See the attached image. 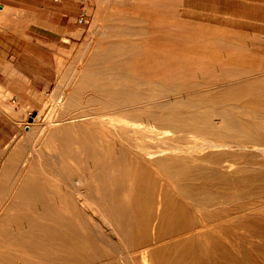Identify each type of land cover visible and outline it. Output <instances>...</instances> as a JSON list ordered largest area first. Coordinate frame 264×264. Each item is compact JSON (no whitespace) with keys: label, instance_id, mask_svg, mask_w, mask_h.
Wrapping results in <instances>:
<instances>
[{"label":"rangeland","instance_id":"1","mask_svg":"<svg viewBox=\"0 0 264 264\" xmlns=\"http://www.w3.org/2000/svg\"><path fill=\"white\" fill-rule=\"evenodd\" d=\"M82 11L88 14L86 25L78 24ZM152 53L157 57L151 58ZM231 54L236 55L232 62L228 57ZM10 55L39 89L38 104L29 115L30 118L36 114V118L32 124L25 122L20 136L0 156V252L16 255V248L5 239L1 229L10 217L14 197L20 190L41 185L44 190L56 191L62 197L78 179L86 185H97L88 175L92 170L86 172L88 165L78 143L80 131L95 129L86 115L96 113V100L102 89L96 83L98 74L88 70L90 65L105 64L110 71L109 80L114 78L112 72L121 63L125 66L120 70L124 71L122 78L128 82L135 70L140 82L161 79L168 88H193L192 91H169L159 99L154 98L153 107L155 103L173 100L184 104L205 102L206 97L230 86L264 75L261 71L264 67V0H0V59ZM102 55L108 58L102 59ZM132 64L135 67L130 69ZM158 64H162L160 74ZM253 70L258 71L257 76H253ZM87 80L97 86L85 88ZM72 101L77 105L70 109ZM258 103L261 101L250 96L219 106L205 105L194 111L219 112L232 108L243 122L257 120L264 126V111L257 109ZM179 110L185 109L173 107L164 113ZM83 114L86 117L73 123L72 118ZM109 114L115 120L127 119L112 111ZM214 122L222 125L218 117ZM150 125L156 130L149 134L152 139H145L151 141V145L146 142L147 148L153 152L166 150L170 154L157 153L146 160V165L152 176L172 194L176 186L167 181L156 165L158 160L225 154L218 161L210 158V164L196 165L216 169L226 177L210 182V196L231 195L235 200L231 208L242 203L264 204V142H254L256 146L252 143L237 146L227 140L226 151L214 152L207 145L219 144V138L184 136L155 123ZM120 128L119 123L109 126L113 134H118ZM254 147L262 152L254 151ZM71 149L74 155L68 154ZM226 163L233 168L222 167ZM242 180L244 183L239 182ZM186 202L193 203L190 199ZM189 210L198 222V214L191 207ZM218 214L220 216L210 215L211 220L223 216L221 211ZM254 216L243 220L239 229L234 222L219 225L220 231L216 234L220 249L216 250L211 242H196L181 264H264V208ZM99 244L105 251L122 252V244L118 245L117 241L108 245L100 239ZM141 259L139 254H133L124 264H145ZM148 264H152L151 261Z\"/></svg>","mask_w":264,"mask_h":264},{"label":"bare ground","instance_id":"2","mask_svg":"<svg viewBox=\"0 0 264 264\" xmlns=\"http://www.w3.org/2000/svg\"><path fill=\"white\" fill-rule=\"evenodd\" d=\"M106 56L102 55L101 58ZM149 56L157 57L154 53ZM228 57L232 62L236 55L231 54ZM161 65L158 64V74L162 72ZM123 67L125 66L121 63L117 64L112 72V80L107 78L110 71L105 64L93 63L88 68L91 73L98 74L96 83L102 89L96 100V113L86 115L90 117V123L95 129L80 131L78 143L88 165L86 172L92 170L88 175L97 185H86L85 181L76 179L75 186L62 197L56 191L44 190L41 185L20 190L14 197L10 217L2 224L1 229L5 239L14 245L18 254L0 252V264H124L133 254H139L145 264L150 261L152 264H181L196 242H211L215 244L216 250L220 249L216 234L220 229L219 225L234 222L235 228L239 229L243 220L250 215L256 216L263 210L264 204L257 203L251 206L242 203L236 208H231L235 202L231 195L218 198L210 196V182L226 177L216 169L196 165L210 164V158L218 161L225 154L205 158L158 160L156 165L161 168L167 181L176 186L172 194L152 176L146 165V160L154 158L155 154L168 155L170 152L150 151L146 142L151 141L145 139H152L149 134L155 132L156 128L150 124L155 123L160 128L170 129L184 136L197 134L219 138V144L211 142L207 145V148L214 152L226 151L229 144L227 140L237 146H244L246 143L256 146L254 142H264V126L258 124L257 120L243 122L232 108L219 112L194 111L205 105L219 106L223 102L250 96H255L261 101L257 104V109L264 111V75L249 79L243 84L230 86L206 97L205 102L188 101V104H184L173 100L155 103L153 107L151 102L154 98L159 99L169 91H192L193 88H168L161 79L140 82L135 70L128 82L122 78L123 70H120ZM134 67L132 64L130 69ZM261 71L264 73V67ZM252 73L257 76L258 71L253 70ZM96 83L94 84L97 86ZM94 84L87 80L85 88ZM76 105L77 103L72 101L69 108ZM150 106L156 110L153 111ZM173 107L185 110L164 113V110ZM110 111L127 119L115 120L109 114ZM86 116L83 114L71 120L75 123L76 119ZM215 117L220 118L221 126L215 124ZM116 123L121 125L120 132L113 134L109 126ZM64 131L67 133V130ZM162 134L166 135L163 131ZM253 150L262 152L257 147ZM68 154L74 155L72 149ZM222 167L232 169L233 165L226 163ZM84 179L88 180L86 176ZM239 182L244 183V180ZM186 199L193 203H187ZM188 207L198 214V222L192 217L193 213ZM220 211L223 216L211 220L210 215L220 216ZM13 228L15 230L11 231ZM100 239L108 245H114L117 241L118 245L122 244V252L117 253L113 249L105 251L99 244Z\"/></svg>","mask_w":264,"mask_h":264},{"label":"crops","instance_id":"3","mask_svg":"<svg viewBox=\"0 0 264 264\" xmlns=\"http://www.w3.org/2000/svg\"><path fill=\"white\" fill-rule=\"evenodd\" d=\"M13 98L18 100L16 106L11 104ZM38 99L39 89L23 74L16 58L0 59V156L20 136L25 122L29 123Z\"/></svg>","mask_w":264,"mask_h":264},{"label":"built area","instance_id":"4","mask_svg":"<svg viewBox=\"0 0 264 264\" xmlns=\"http://www.w3.org/2000/svg\"><path fill=\"white\" fill-rule=\"evenodd\" d=\"M87 20H88V14H87V12L82 11L81 14H80V17L78 19V24L79 25H86L88 23ZM17 103H18L17 98H13L11 100V104L12 105H17Z\"/></svg>","mask_w":264,"mask_h":264},{"label":"water","instance_id":"5","mask_svg":"<svg viewBox=\"0 0 264 264\" xmlns=\"http://www.w3.org/2000/svg\"><path fill=\"white\" fill-rule=\"evenodd\" d=\"M35 118H36V114H33L32 117L30 118L29 123L32 124Z\"/></svg>","mask_w":264,"mask_h":264}]
</instances>
